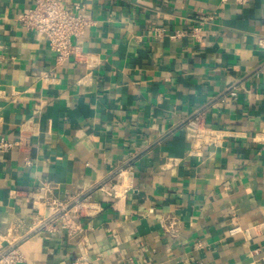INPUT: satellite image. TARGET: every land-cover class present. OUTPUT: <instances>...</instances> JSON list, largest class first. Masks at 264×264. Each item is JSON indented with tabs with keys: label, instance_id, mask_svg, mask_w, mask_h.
Returning <instances> with one entry per match:
<instances>
[{
	"label": "crops",
	"instance_id": "0c3cea01",
	"mask_svg": "<svg viewBox=\"0 0 264 264\" xmlns=\"http://www.w3.org/2000/svg\"><path fill=\"white\" fill-rule=\"evenodd\" d=\"M79 1L92 24L57 64L20 24L33 0H0V138L15 142L0 149V251L17 247V264H264V0ZM199 111L225 133L194 154L185 122ZM43 182L79 200L73 234L35 227Z\"/></svg>",
	"mask_w": 264,
	"mask_h": 264
},
{
	"label": "built area",
	"instance_id": "2783aa9c",
	"mask_svg": "<svg viewBox=\"0 0 264 264\" xmlns=\"http://www.w3.org/2000/svg\"><path fill=\"white\" fill-rule=\"evenodd\" d=\"M245 3L250 0H238ZM211 17H202L200 24ZM21 26L28 31H35L42 34L49 48L55 53L57 64H61L70 57H78L80 47L73 41L79 38L85 30L92 24L90 16L86 13L84 5L75 0L70 8L64 7L58 0H33L32 7L20 17ZM163 29L155 28L154 36L161 37ZM181 33L176 32L172 37H178ZM258 45L264 49V35L258 38ZM264 73V68L260 69ZM226 97L236 98V90L232 88L226 94ZM224 100V99H222ZM185 130L189 138L193 140L194 154H200L202 146H217L223 141L224 131L208 126L204 120V112L199 111L186 119ZM261 142L264 146V130L260 133ZM15 142L0 138V149H9ZM99 189L112 194L104 184ZM35 203L42 206L44 215H36L37 228H45L50 231L60 228L68 234H73L77 229L72 212V206L80 204L78 199L71 198L62 200L53 195V188L43 182L33 193ZM240 231L239 227L232 228L230 233ZM22 261V255L17 247H10L0 251V264H17ZM73 264H83L75 261Z\"/></svg>",
	"mask_w": 264,
	"mask_h": 264
}]
</instances>
